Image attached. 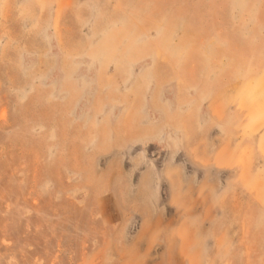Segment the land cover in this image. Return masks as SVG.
<instances>
[{
    "label": "rangeland",
    "instance_id": "374dc122",
    "mask_svg": "<svg viewBox=\"0 0 264 264\" xmlns=\"http://www.w3.org/2000/svg\"><path fill=\"white\" fill-rule=\"evenodd\" d=\"M0 264H264V0H0Z\"/></svg>",
    "mask_w": 264,
    "mask_h": 264
}]
</instances>
